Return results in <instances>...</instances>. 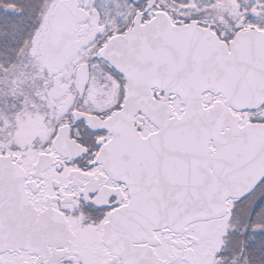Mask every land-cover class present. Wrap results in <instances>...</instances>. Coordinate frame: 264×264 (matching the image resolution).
I'll return each mask as SVG.
<instances>
[{
    "label": "snow or ice",
    "instance_id": "obj_1",
    "mask_svg": "<svg viewBox=\"0 0 264 264\" xmlns=\"http://www.w3.org/2000/svg\"><path fill=\"white\" fill-rule=\"evenodd\" d=\"M0 264H264V0H0Z\"/></svg>",
    "mask_w": 264,
    "mask_h": 264
}]
</instances>
